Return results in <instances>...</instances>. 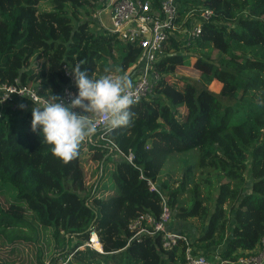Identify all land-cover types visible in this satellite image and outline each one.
I'll return each instance as SVG.
<instances>
[{"label": "trees", "instance_id": "obj_1", "mask_svg": "<svg viewBox=\"0 0 264 264\" xmlns=\"http://www.w3.org/2000/svg\"><path fill=\"white\" fill-rule=\"evenodd\" d=\"M175 6L176 29L157 54L159 78L151 94L130 109L129 126L103 131L111 138L139 126L128 152L131 161L100 140L83 142L78 156L63 164L39 130H30V113L0 107V185L16 192L15 201L0 202V264H9L1 254L22 264L20 254L27 259L23 248L28 245L36 252L35 263L29 264H184L181 241L164 250L160 234L133 237L129 229L146 213L157 220L163 204L170 217L166 229L184 235L194 253L234 262L259 252L264 235V0H176ZM97 10L96 0H0V84L17 80L44 97L49 91L59 95L67 86L75 97L78 89L69 84L64 66L71 70L80 63L92 78L105 75L106 68L125 72L138 60L139 48L101 28L93 18ZM204 10L212 13L207 20L199 16ZM183 20L185 31L199 25L200 34L186 39L179 29ZM187 66L197 79L169 82L178 67ZM214 81L221 85L218 92L209 89ZM151 134L197 153L181 160L183 174L174 188L162 182L150 190L147 184L137 148ZM84 155L97 164L98 177L90 186L84 182ZM91 231L101 252L85 246ZM43 232L53 241L46 251Z\"/></svg>", "mask_w": 264, "mask_h": 264}, {"label": "built area", "instance_id": "obj_2", "mask_svg": "<svg viewBox=\"0 0 264 264\" xmlns=\"http://www.w3.org/2000/svg\"><path fill=\"white\" fill-rule=\"evenodd\" d=\"M154 1L157 0H96L98 10L93 14V18L109 35L123 42L134 43L139 48L138 60L125 71L131 73L133 92L138 96V100L151 94L153 85L159 78L155 69L157 54L160 53L162 44L168 40L170 33L176 29V0H160L157 7L152 8ZM211 14V11L204 10L199 16L207 20ZM199 34V25L185 31L188 40ZM63 71L69 79V84H74L70 70L64 66ZM58 96L63 98L65 104H68L74 98V92L66 86ZM42 98L46 97L40 96L33 86L20 85L17 80L10 85L0 84V107L7 106L10 110H18L21 109L19 105L23 104L26 107L21 109L22 112L31 114L34 106L32 101ZM73 111L78 112L77 109ZM97 129L100 133L86 140L89 144L96 145L100 140L108 141L103 134L102 123L97 125ZM145 148L148 147L145 146ZM127 160L131 161L132 158H127ZM147 184L150 188L151 182L147 181ZM150 190H155V188H150ZM168 218L165 204H163V212L157 220L146 213L134 220L129 229L133 232V237L140 233L160 234L161 247L164 250L171 249L178 241H181L184 244V264H264V235L260 241V250L256 255L241 257L234 262L223 261L217 255L208 260L205 256L193 252L189 240L184 235L166 229ZM85 246L101 252V245L94 231L90 232Z\"/></svg>", "mask_w": 264, "mask_h": 264}, {"label": "clouds", "instance_id": "obj_3", "mask_svg": "<svg viewBox=\"0 0 264 264\" xmlns=\"http://www.w3.org/2000/svg\"><path fill=\"white\" fill-rule=\"evenodd\" d=\"M105 72L92 78L78 63L70 70L78 89L70 103L65 104L62 97L50 91L46 98L32 101L30 130H39L43 142L51 146V154L63 164L78 156L81 144L97 133L99 123L105 133H111L131 122L134 113L130 109L138 103L131 73H121L119 68H106Z\"/></svg>", "mask_w": 264, "mask_h": 264}, {"label": "rangeland", "instance_id": "obj_4", "mask_svg": "<svg viewBox=\"0 0 264 264\" xmlns=\"http://www.w3.org/2000/svg\"><path fill=\"white\" fill-rule=\"evenodd\" d=\"M41 8H47V6L42 4ZM184 20L181 22L179 29H181L182 33L185 31V25H183ZM178 28V27H177ZM181 33V34H182ZM194 59L190 58V62H193ZM198 78V73L192 68V66L187 67H178L176 69L175 75L173 78L169 79V82H177L178 84L182 83V80H194ZM221 88V85L214 81L209 85V89L213 92H218ZM148 128H153V122L147 123ZM140 134L139 126H135L133 131L129 134L122 135V136H113L108 138L110 141L111 146L113 147V151L119 156H127L126 158H132L130 150L132 149L134 143L138 139ZM173 139L161 137L158 134H151L150 141L144 142L140 144L137 148V154L139 159L144 163L145 172L144 174L149 178L151 184L150 188H155L157 184L162 182H167L170 188H174L178 185L175 180L179 179L183 174V170H181L182 163L181 160L187 159L188 157L197 158V153L193 152H183V148L180 147H171ZM147 146L148 148H145ZM173 146V145H172ZM84 147V145H83ZM85 150V149H84ZM86 151V150H85ZM181 151V152H179ZM116 156V155H115ZM145 159H150L146 161ZM109 163L108 165H110ZM96 163L90 161V159L84 155L82 158V169L84 175V182L86 186H90L98 177ZM193 175L196 179L200 178L199 170L194 169L192 170ZM106 182L108 183V189L110 192H114L115 188L112 185L109 175L106 176ZM191 185L187 184L184 189L183 195L187 194L189 187ZM203 195V194H202ZM13 202L16 200V192L15 190L9 185L4 184L0 185V202L2 204L7 203V201ZM167 210V209H166ZM167 216L169 217V213L167 211ZM170 217L168 218L166 224L169 222ZM41 244L43 248L47 249V246L50 247L53 245L52 238L50 237L49 233H42L41 235ZM24 257L27 259H23L22 255L21 260L22 264H29L30 262L35 263L34 255L35 249L32 245H28V247L23 248ZM1 258H5L9 264H19V260L16 258L7 259V256L1 254Z\"/></svg>", "mask_w": 264, "mask_h": 264}]
</instances>
